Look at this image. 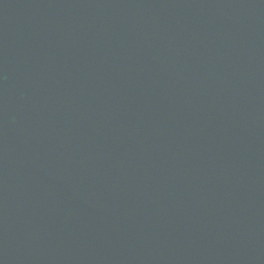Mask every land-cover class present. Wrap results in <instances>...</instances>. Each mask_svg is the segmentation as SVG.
Segmentation results:
<instances>
[{
  "label": "water",
  "instance_id": "95a60500",
  "mask_svg": "<svg viewBox=\"0 0 264 264\" xmlns=\"http://www.w3.org/2000/svg\"><path fill=\"white\" fill-rule=\"evenodd\" d=\"M0 264H264V0H0Z\"/></svg>",
  "mask_w": 264,
  "mask_h": 264
}]
</instances>
